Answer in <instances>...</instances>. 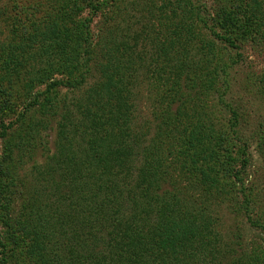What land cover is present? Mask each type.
Segmentation results:
<instances>
[{"label":"trees","instance_id":"16d2710c","mask_svg":"<svg viewBox=\"0 0 264 264\" xmlns=\"http://www.w3.org/2000/svg\"><path fill=\"white\" fill-rule=\"evenodd\" d=\"M217 8L0 0V264H251L210 207L249 209V139L237 112L221 121L208 102L229 108L240 62L229 52L264 45V0ZM86 9L111 11L102 45L78 20ZM253 82L264 94V73ZM144 89L156 92L153 120L137 129ZM47 115L58 119L55 152L40 164Z\"/></svg>","mask_w":264,"mask_h":264},{"label":"rangeland","instance_id":"374dc122","mask_svg":"<svg viewBox=\"0 0 264 264\" xmlns=\"http://www.w3.org/2000/svg\"><path fill=\"white\" fill-rule=\"evenodd\" d=\"M199 5L203 7V10L207 16H214L216 14V9H218V4L220 0H196ZM21 3V2H20ZM87 3V1L85 2ZM24 4V2H23ZM109 9L105 12L95 14L89 9H86L81 14L78 19L79 22H84L90 25V37L94 41L99 40L100 45L102 39L109 35L108 28L111 23L106 22V18L111 17V11L107 13ZM140 28V26H138ZM240 47V58L235 55L236 52H229V55L234 56V59H239L237 65L233 66L229 72L228 84L229 87L224 93L223 101L227 105L226 108L222 104H216L218 99L209 101L208 105L213 104L211 109L218 110L220 114L221 121L230 120L231 109L237 112L239 115V127L238 131L241 136L247 137L248 144V161L247 168L244 175V180L248 186V197L249 204L248 210L242 207L241 203H236V207L233 204L228 203L218 206L217 204L210 203V207L214 208L216 211V216L218 219V231L223 235V241L234 242L236 249L240 248L243 253L252 259L251 264H264V94L257 91L255 83L253 82L258 75L264 73V45H255L250 42H242ZM101 48V47H100ZM100 48H97L96 52H100ZM96 54L95 56H97ZM188 60V59H187ZM92 75L97 76V69L92 70ZM92 82L91 78H88V83ZM88 89V86L84 87L83 90ZM44 87H38L34 93H41ZM155 90H143V102L142 105L138 106L134 112L135 124L138 127L153 120L151 116V106L152 99L155 96ZM9 100L12 106L17 107L22 100ZM218 105V106H217ZM214 106V107H213ZM18 108V107H17ZM18 112V109H15ZM31 113V111H30ZM18 116H12L11 121L16 120ZM219 118V116H218ZM44 120H46L47 130L43 136L44 144L50 152L38 151L34 155L37 162L42 164L46 161L48 154H53L55 152L54 144L56 143V117L47 115ZM16 126H18L16 124ZM16 131V127L12 129ZM39 146L38 150L43 148ZM4 151L3 140H0V157ZM44 154V155H42ZM26 165V164H25ZM31 166L32 163H29ZM28 167V165L26 166ZM45 188V186L41 187ZM242 202V199H239ZM217 205V206H216ZM16 216V214H14ZM250 220L254 222L258 221V226L253 227ZM20 226V225H19ZM6 233V230L0 224V234ZM255 258V259H254Z\"/></svg>","mask_w":264,"mask_h":264}]
</instances>
